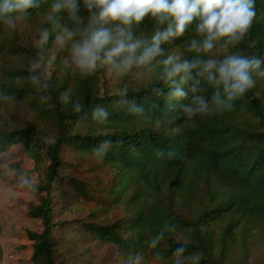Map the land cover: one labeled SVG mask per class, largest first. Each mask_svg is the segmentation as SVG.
Returning <instances> with one entry per match:
<instances>
[{
    "label": "trees",
    "instance_id": "trees-1",
    "mask_svg": "<svg viewBox=\"0 0 264 264\" xmlns=\"http://www.w3.org/2000/svg\"><path fill=\"white\" fill-rule=\"evenodd\" d=\"M55 2L37 0L39 7L25 18L41 22L38 36L47 30L43 45L0 20V100L24 102L29 112L18 123L0 111V153L22 143L39 172L38 182L26 185L38 196L27 214L42 222L39 231L26 229L32 264H92V242L105 245L99 264H243L246 241L264 235V76L259 75L264 0H254L256 16L238 44L224 48L221 41L211 53L189 51L192 40L202 39L194 21L182 36L161 45L163 54L152 65L116 71L115 83L108 82L107 66L84 74L59 56L48 58L63 26L79 40L80 30L92 23L84 0H78V19L67 11L54 13ZM166 26L147 16L131 31L150 40ZM231 54L262 61L253 73L255 86L232 102L233 110L220 112L211 104L214 89L203 78L198 95L209 101L208 114L190 118L184 112L191 93L189 99L168 98L170 84L158 61L169 55L219 60ZM46 61L56 62L50 73ZM34 62L41 65L35 73ZM97 109L107 118H94ZM67 152L97 161L95 174L108 169L110 177L91 182L75 177L76 163ZM83 201L94 203L85 217L64 214ZM115 210L121 217L109 216ZM181 246L185 251L176 256ZM196 255L201 258L193 259Z\"/></svg>",
    "mask_w": 264,
    "mask_h": 264
},
{
    "label": "clouds",
    "instance_id": "clouds-1",
    "mask_svg": "<svg viewBox=\"0 0 264 264\" xmlns=\"http://www.w3.org/2000/svg\"><path fill=\"white\" fill-rule=\"evenodd\" d=\"M38 7L37 0H0V20L15 27L16 21L26 18L29 9ZM84 7L91 13L92 23L80 30L81 38L71 47V62L84 74L95 72L98 66L122 73L133 67L150 66L163 54L161 45L182 36L194 21L197 22L196 35L202 39L192 40L189 51L211 53L221 41L224 48L236 45L244 38L256 16L254 0H84ZM52 11H67L72 18L78 19L80 7L78 0H56ZM147 16L160 25L167 23V26L158 28L150 40L137 39L131 27L140 24ZM75 35L74 30L63 26L61 34L56 36V43L63 47ZM48 38L47 30L43 31L39 44L43 45ZM158 63L163 65L164 81L170 84L169 99H189L192 94L190 103L183 109L191 118L210 111L209 101L198 95L201 78L214 89L211 104L220 112L231 111L232 102L255 86L253 73L260 68L262 61L241 54L227 55L219 60H181L179 56L169 55ZM40 67L39 62H34L32 71L35 73ZM259 75L264 76V71ZM31 80L39 83L37 75ZM185 85H189L187 90ZM62 98L67 101V94ZM80 108L78 103L74 106L77 112ZM132 110L142 111L138 106H133ZM107 115L103 109H97L94 118L106 119ZM159 239L161 236L155 237L151 246L155 247ZM184 251L181 246L174 254L180 256ZM200 258L199 255L193 257L195 260Z\"/></svg>",
    "mask_w": 264,
    "mask_h": 264
},
{
    "label": "rangeland",
    "instance_id": "rangeland-1",
    "mask_svg": "<svg viewBox=\"0 0 264 264\" xmlns=\"http://www.w3.org/2000/svg\"><path fill=\"white\" fill-rule=\"evenodd\" d=\"M40 21L24 19L16 21L13 29L18 34H29L31 37H38L37 28ZM25 34V35H26ZM78 39L73 38L63 47L58 44L54 50L48 55V58L55 59L59 56L64 64L73 65L71 62V47ZM44 68L50 73L49 69L56 68V62H48L44 64ZM109 83H115L118 79L116 71L109 70ZM114 84H111L113 86ZM28 106L24 102L3 103L0 100V111H8L9 119L12 121H21L27 112ZM14 119V120H13ZM9 120L8 122H10ZM65 157L76 163V167L71 170L72 175L89 182L102 178L104 181L110 177L108 169H102L96 173L98 165L97 161L88 159L80 161L72 156L69 152ZM39 179V172L34 168V161L28 155L26 147L22 143L12 145L10 148L0 153V264H32L30 258L32 254V242L26 236V229L41 230L42 222L39 218L28 216L27 210L31 204L38 202V196L32 189L26 188L27 184L36 183ZM80 208L74 210L73 213L64 212V214L72 216L77 214L85 217L88 210L94 207V203L89 201L81 202ZM81 209H87L81 212ZM76 215V216H77ZM122 212L119 210L112 211L109 216L121 217ZM74 217V216H73ZM247 247L240 251L243 256V264H256L264 259V235L251 238L246 241ZM92 250L89 257L92 264H99L105 252V245L92 242ZM242 248H244L242 246ZM80 250V248H79Z\"/></svg>",
    "mask_w": 264,
    "mask_h": 264
}]
</instances>
